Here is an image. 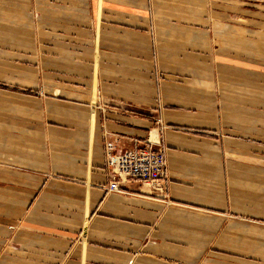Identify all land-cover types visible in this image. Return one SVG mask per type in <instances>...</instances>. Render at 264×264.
<instances>
[{"label": "crops", "instance_id": "crops-1", "mask_svg": "<svg viewBox=\"0 0 264 264\" xmlns=\"http://www.w3.org/2000/svg\"><path fill=\"white\" fill-rule=\"evenodd\" d=\"M0 264H264V0H0Z\"/></svg>", "mask_w": 264, "mask_h": 264}, {"label": "built area", "instance_id": "built-area-1", "mask_svg": "<svg viewBox=\"0 0 264 264\" xmlns=\"http://www.w3.org/2000/svg\"><path fill=\"white\" fill-rule=\"evenodd\" d=\"M164 149L153 147L150 142L137 149L118 151L111 141L104 143V171L109 180L107 192L119 190L125 181H139L156 187L166 178Z\"/></svg>", "mask_w": 264, "mask_h": 264}]
</instances>
